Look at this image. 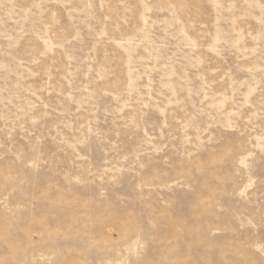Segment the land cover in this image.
Segmentation results:
<instances>
[{
    "label": "rangeland",
    "instance_id": "obj_1",
    "mask_svg": "<svg viewBox=\"0 0 264 264\" xmlns=\"http://www.w3.org/2000/svg\"><path fill=\"white\" fill-rule=\"evenodd\" d=\"M0 264H264V0H0Z\"/></svg>",
    "mask_w": 264,
    "mask_h": 264
}]
</instances>
